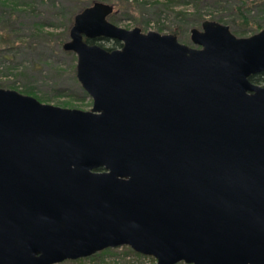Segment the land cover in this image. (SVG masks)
I'll return each mask as SVG.
<instances>
[{"label": "water", "instance_id": "1", "mask_svg": "<svg viewBox=\"0 0 264 264\" xmlns=\"http://www.w3.org/2000/svg\"><path fill=\"white\" fill-rule=\"evenodd\" d=\"M113 12L85 7L63 44L91 110L0 87V264L122 246L157 264H264V85L250 80L264 29L205 20L192 47Z\"/></svg>", "mask_w": 264, "mask_h": 264}, {"label": "rangeland", "instance_id": "2", "mask_svg": "<svg viewBox=\"0 0 264 264\" xmlns=\"http://www.w3.org/2000/svg\"><path fill=\"white\" fill-rule=\"evenodd\" d=\"M219 1L105 2L114 3L109 20L118 26L176 34L182 43L192 47L198 46L191 39V30H201L205 20L227 24L239 37L259 32L258 24L264 26V0H246V11L242 14L249 19L248 24L236 9L239 0ZM92 4L90 0H0V87L20 92L31 90L32 94L27 95L44 103L91 110L93 99L84 92L76 75L77 55L66 51L63 44L70 40L76 14ZM176 11H184L186 16H176ZM112 41L99 40L98 43L111 47ZM124 247L113 248L100 257L64 264H137L140 259ZM142 260L146 264H157L155 258Z\"/></svg>", "mask_w": 264, "mask_h": 264}, {"label": "trees", "instance_id": "3", "mask_svg": "<svg viewBox=\"0 0 264 264\" xmlns=\"http://www.w3.org/2000/svg\"><path fill=\"white\" fill-rule=\"evenodd\" d=\"M92 3H94L95 1H108V0H90ZM109 1H114V0H109ZM130 1V0H129ZM240 1V3L238 4V5H236V9L242 14H244V12L246 11L245 10V8L247 7V1L246 0H239ZM217 2H219L220 3V1L219 0H217ZM112 4H114V3H112ZM242 14V16H243V18H244V20L247 22V24H248V22H249V19L246 17V16H244ZM112 16H113V14H112ZM176 16H180V17H183V16H186V12H184V11H176ZM264 28V26L263 25H261V24H258L257 25V27H256V30H258V31H260V30H262ZM102 40H107V39H102ZM88 42H90V43H92V41H90V40H88ZM99 44H101L102 46H104V47H106L103 43H99ZM122 46V42H120V41H118V40H113L112 41V46L111 47H106V48H108V49H116V48H119V47H121ZM250 80L251 81H253V82H255V83H258V84H262V85H264V72H262V73H259V74H256V75H252L251 77H250ZM85 93H86V91H84ZM22 93H24V94H32V91L31 90H24V91H22ZM124 248H126L128 251H130V252H132L133 254H135V256L138 258V263L137 264H146V262H144L142 259L143 258H152L153 260H154V258L153 257H149V256H145V255H143V254H140V253H138V252H136V251H134L131 247H129V246H125ZM110 250H113V248H108V249H105V250H103V251H101V252H98V253H96V254H94V255H92V256H90L89 258H96V257H98L99 255H102L103 253H106V252H109ZM100 257V256H99ZM85 260V259H88V257L87 258H82V259H77V260H66V261H64L63 263H61V264H64V263H67V262H79V261H81V260ZM130 264V263H129ZM132 264H134V263H132ZM154 264H156V263H154Z\"/></svg>", "mask_w": 264, "mask_h": 264}]
</instances>
